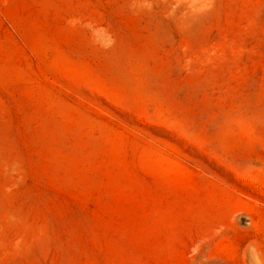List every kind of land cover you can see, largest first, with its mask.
Instances as JSON below:
<instances>
[{"label":"rangeland","instance_id":"obj_1","mask_svg":"<svg viewBox=\"0 0 264 264\" xmlns=\"http://www.w3.org/2000/svg\"><path fill=\"white\" fill-rule=\"evenodd\" d=\"M0 264H264V0H0Z\"/></svg>","mask_w":264,"mask_h":264}]
</instances>
